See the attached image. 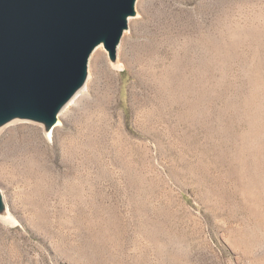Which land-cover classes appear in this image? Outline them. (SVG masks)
<instances>
[{
	"label": "rangeland",
	"instance_id": "obj_1",
	"mask_svg": "<svg viewBox=\"0 0 264 264\" xmlns=\"http://www.w3.org/2000/svg\"><path fill=\"white\" fill-rule=\"evenodd\" d=\"M138 1L50 137L0 130V264H264V0Z\"/></svg>",
	"mask_w": 264,
	"mask_h": 264
},
{
	"label": "water",
	"instance_id": "obj_2",
	"mask_svg": "<svg viewBox=\"0 0 264 264\" xmlns=\"http://www.w3.org/2000/svg\"><path fill=\"white\" fill-rule=\"evenodd\" d=\"M134 12L135 0H0V120L54 121L95 45L114 59Z\"/></svg>",
	"mask_w": 264,
	"mask_h": 264
},
{
	"label": "bare ground",
	"instance_id": "obj_3",
	"mask_svg": "<svg viewBox=\"0 0 264 264\" xmlns=\"http://www.w3.org/2000/svg\"><path fill=\"white\" fill-rule=\"evenodd\" d=\"M138 0H135V3H137ZM141 1V0H140ZM139 2V1H138ZM136 8V7H135ZM139 17V13L137 12V10L135 9V12L133 14H130L126 17V21H127V27L124 28L122 35L116 45V53H117V48H119L122 37L124 35V33L129 29V22L134 23ZM103 46V42H99L95 45V47L93 48V50L91 51L94 52L98 47ZM98 52V51H96ZM90 53V55H91ZM101 55V54H99ZM113 61V60H111ZM89 80V73L88 70L86 69V73H85V77L83 79L82 84L75 90V92L67 99L65 100L61 106L58 108L57 112H56V117L54 119V121L49 122L46 120H39V119H34L33 117H27V116H13L9 119H4V120H0V130L2 128H4L5 126H10L11 124L15 123L16 121H20V120H24V119H30L33 121H38L39 123H41L43 125V129L45 131V133L47 134V136H51V132L54 131V129H56L59 125H61V119L69 110H71L73 108V105L81 100L84 96L87 95V82ZM53 133V132H52ZM0 216L4 219H9L11 218L9 211L4 203V197H3V193L0 190Z\"/></svg>",
	"mask_w": 264,
	"mask_h": 264
}]
</instances>
